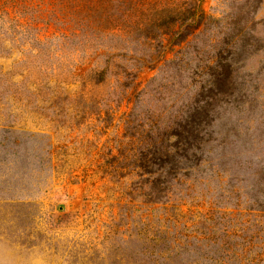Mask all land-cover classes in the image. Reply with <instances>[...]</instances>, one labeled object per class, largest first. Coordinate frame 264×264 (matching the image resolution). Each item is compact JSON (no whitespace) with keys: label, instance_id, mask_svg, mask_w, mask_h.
Listing matches in <instances>:
<instances>
[{"label":"rangeland","instance_id":"rangeland-1","mask_svg":"<svg viewBox=\"0 0 264 264\" xmlns=\"http://www.w3.org/2000/svg\"><path fill=\"white\" fill-rule=\"evenodd\" d=\"M53 1L0 0V264H238L245 228L264 264V0ZM217 57L213 141L157 195L138 162Z\"/></svg>","mask_w":264,"mask_h":264},{"label":"trees","instance_id":"trees-1","mask_svg":"<svg viewBox=\"0 0 264 264\" xmlns=\"http://www.w3.org/2000/svg\"><path fill=\"white\" fill-rule=\"evenodd\" d=\"M126 4L129 5L130 12H138L137 0H54L51 12H65L67 9H71L70 12H124L122 7ZM24 9L28 8L24 6ZM183 9L185 12H201L197 5ZM84 18L80 16L81 20ZM58 20L60 21L59 18ZM176 33L179 34L180 31L177 30ZM234 72L232 63H224L219 57L210 62L203 73L206 81L199 89L189 112L179 118L168 133L158 138L152 158L144 156L139 160L137 167L142 171L140 176L144 179L143 184L154 189L155 194H163L167 187L180 179L182 171L191 173L204 161L207 147L213 141L212 125L216 109L214 104L222 94L228 93ZM263 224L262 216L259 222L262 233ZM246 230L247 232H242V235L236 237L238 241L235 246H227L226 253L234 257L238 264L262 263L259 252L255 251L253 240L248 237L249 228H245Z\"/></svg>","mask_w":264,"mask_h":264}]
</instances>
